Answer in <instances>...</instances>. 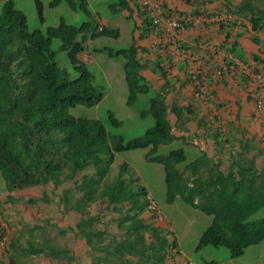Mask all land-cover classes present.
Masks as SVG:
<instances>
[{
    "label": "trees",
    "instance_id": "obj_1",
    "mask_svg": "<svg viewBox=\"0 0 264 264\" xmlns=\"http://www.w3.org/2000/svg\"><path fill=\"white\" fill-rule=\"evenodd\" d=\"M63 1L71 9L82 10L92 17L86 0H53L50 7ZM185 1L191 5L199 0ZM235 1V7L241 6V10L253 15L254 29L264 28V0H238L239 4ZM15 2L0 0V172L9 199H13L16 191L48 184L58 188L67 181H76L75 190H67L61 202L67 210L74 209L80 214L70 230L87 249L89 260L83 264H179L176 259L182 253L177 240L155 218H146V214L152 213L153 217L157 211L152 208L146 187L139 184L140 178L129 179L130 165L121 163L118 173L111 178L117 154L149 148L147 159L163 165L167 201L180 199L213 218L200 238L199 249L225 247L232 258H238L249 247L264 242V218L248 221L264 208V164H259L264 150H258L251 158L254 151L250 150L256 146L243 145L240 151L231 152L229 164L209 157L204 151L187 163L182 148L166 156L158 155L161 146L178 139L173 131L174 121H181L186 111L170 109L166 86L155 89L143 73L151 61L143 56L147 50L137 46V42L151 34L177 33L186 28L189 23L181 13L161 5L163 16L176 14L182 19V28L170 30L155 22L148 8L137 0L143 23L141 27L134 24L130 47L100 50L109 58L123 59L128 106H134L139 96L153 93L145 114L153 117L155 125L143 137L126 141L123 136L112 135L98 119L76 118L71 114L79 105L93 107L104 99V88L96 84V77L83 57L89 54L90 41L102 36L119 38L120 29L102 22L75 26L62 20L46 32L31 31L27 17L16 10ZM36 6L44 21L42 0H36ZM125 10H130L129 3L120 0L112 12L123 14ZM56 41H59L57 48ZM62 52L78 72L77 78H71L70 72L59 66L57 57ZM161 64L159 55L154 66L165 72L167 68ZM197 86L201 89L200 82H196ZM254 101L257 111L264 116ZM110 119L114 125H120L113 116ZM221 133L214 137L219 142ZM87 171L92 173L84 174L81 183L76 180ZM46 196L43 200L48 202ZM100 206H104L103 212L116 214L104 226L102 214H95ZM24 250L53 261L82 264L70 248L59 249L49 242L29 241Z\"/></svg>",
    "mask_w": 264,
    "mask_h": 264
},
{
    "label": "rangeland",
    "instance_id": "obj_2",
    "mask_svg": "<svg viewBox=\"0 0 264 264\" xmlns=\"http://www.w3.org/2000/svg\"><path fill=\"white\" fill-rule=\"evenodd\" d=\"M53 0H42L44 3V21H41L36 6V0H16L15 8L22 12L28 21L31 31L41 30L46 32L49 28L57 27L62 20L67 24L80 26L85 22L120 28L119 38L102 36L88 44L89 54L84 55L85 63L96 77V84L104 88V99L96 106L88 107L79 105L71 110L76 118L98 119L103 122L112 135L123 136L126 141L143 137L146 132L155 125L153 117L145 114L149 108V99L153 95L139 96L134 106H128V87L123 70V59L109 58L100 50L112 48L114 50L127 49L132 42V32L136 20H127L124 14L112 12L120 0H86V7L90 17L82 10H73L63 1L57 7H50ZM130 6L134 8L133 3ZM2 5H0V12ZM59 41L55 42V48ZM61 68L70 72L71 78H77L78 72L73 69L65 52L57 57ZM113 116L120 125H114L110 119ZM184 149L187 155V163L195 160L201 153V147H196L189 139L176 140L172 144L161 146L158 155L166 156L176 149ZM149 148L129 150L117 154L111 173V178L118 173V167L126 162L131 167V178H140L139 184L146 187L155 207L165 222L160 225L177 240L182 256L178 258L183 264L189 260L192 264H264V242L249 247L245 254L238 258H232L225 247L206 246L198 248L203 232L211 225L212 216L192 208L180 199L175 202L167 201V188L163 165L150 162L146 155ZM227 154V153H226ZM250 155H253L251 153ZM224 157V155H223ZM264 158L259 159V164H264ZM229 164V159L225 158ZM83 172L76 180L81 183ZM135 176V177H134ZM76 181H67L56 188L53 184L16 191L12 194V200L8 198L5 190V179L0 172V264H67L66 260L53 261L49 257L30 255L24 248L29 241L37 244L49 242L59 249L70 248L82 264L87 262V249L82 240H77L70 230L75 226L80 214L74 210H67L61 202V196L66 191H74ZM49 201L43 200V197ZM78 195V194H77ZM104 206L96 209L95 214H102V225H107L115 213L103 212ZM152 214V213H150ZM146 214L148 220L156 219ZM264 218V208L251 215L248 221ZM158 221V219H156ZM115 233V228L112 227ZM174 264V262H172Z\"/></svg>",
    "mask_w": 264,
    "mask_h": 264
},
{
    "label": "crops",
    "instance_id": "obj_3",
    "mask_svg": "<svg viewBox=\"0 0 264 264\" xmlns=\"http://www.w3.org/2000/svg\"><path fill=\"white\" fill-rule=\"evenodd\" d=\"M126 1L130 10L123 11L125 19L136 20L141 27L137 0ZM153 1L177 10L189 23L177 33L151 34L137 42L151 61L143 73L155 89L166 86L170 109L186 111L182 122L174 121L177 140L189 139L214 159H229L231 152L251 144L256 149L249 157L254 158L264 150V116L247 90L255 83L242 71L246 67L264 74V28L254 29L253 15L235 7V0H199L191 5L185 0ZM159 55L165 72L154 66ZM218 132L220 142L214 138Z\"/></svg>",
    "mask_w": 264,
    "mask_h": 264
},
{
    "label": "built area",
    "instance_id": "obj_4",
    "mask_svg": "<svg viewBox=\"0 0 264 264\" xmlns=\"http://www.w3.org/2000/svg\"><path fill=\"white\" fill-rule=\"evenodd\" d=\"M142 4L148 8L149 12L153 16L155 22L165 25L170 30H176L182 28L181 17L174 14L171 16H163L161 10V4L153 0H141ZM243 73L248 77H251L254 81V86L248 87L250 96L256 100L260 111H264V74L263 73H252L248 68L244 67ZM260 88V89H259Z\"/></svg>",
    "mask_w": 264,
    "mask_h": 264
},
{
    "label": "clouds",
    "instance_id": "obj_5",
    "mask_svg": "<svg viewBox=\"0 0 264 264\" xmlns=\"http://www.w3.org/2000/svg\"><path fill=\"white\" fill-rule=\"evenodd\" d=\"M138 1H141V0H138ZM152 208H154V209L157 211V209H156L155 207H152ZM156 214H157V216H158V217H156V219H158L157 222L160 223V221H161V222L164 223L165 220L163 219V217L161 216V214H159L158 211L156 212ZM150 215H151V214H150Z\"/></svg>",
    "mask_w": 264,
    "mask_h": 264
}]
</instances>
